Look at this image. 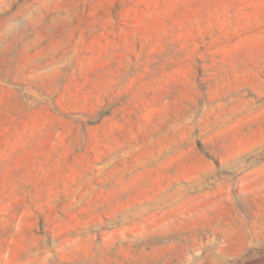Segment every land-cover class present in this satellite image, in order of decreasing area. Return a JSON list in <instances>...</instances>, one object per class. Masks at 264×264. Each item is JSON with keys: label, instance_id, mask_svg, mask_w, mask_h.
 Returning a JSON list of instances; mask_svg holds the SVG:
<instances>
[{"label": "rangeland", "instance_id": "obj_1", "mask_svg": "<svg viewBox=\"0 0 264 264\" xmlns=\"http://www.w3.org/2000/svg\"><path fill=\"white\" fill-rule=\"evenodd\" d=\"M0 264H264V0H0Z\"/></svg>", "mask_w": 264, "mask_h": 264}]
</instances>
